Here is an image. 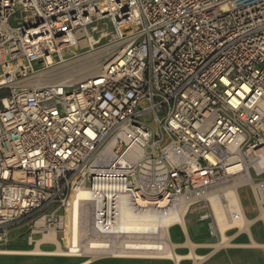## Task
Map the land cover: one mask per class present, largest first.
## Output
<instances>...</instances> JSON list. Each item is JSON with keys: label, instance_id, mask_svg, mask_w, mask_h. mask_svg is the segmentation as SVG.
Returning <instances> with one entry per match:
<instances>
[{"label": "built area", "instance_id": "2783aa9c", "mask_svg": "<svg viewBox=\"0 0 264 264\" xmlns=\"http://www.w3.org/2000/svg\"><path fill=\"white\" fill-rule=\"evenodd\" d=\"M98 22L112 57L41 83ZM244 186L264 204V0H0V245L24 225L64 240L81 191L71 254L144 251L128 208L187 204L222 241Z\"/></svg>", "mask_w": 264, "mask_h": 264}, {"label": "crops", "instance_id": "0c3cea01", "mask_svg": "<svg viewBox=\"0 0 264 264\" xmlns=\"http://www.w3.org/2000/svg\"><path fill=\"white\" fill-rule=\"evenodd\" d=\"M244 187H250V193L252 196L250 200H246L241 193V190L244 189ZM244 187L239 189V201L244 218L250 223L248 227H245V221H243L244 224H242L241 228L233 229L225 234L227 242H223V239L221 241L220 238L210 236L207 223L205 221H201L199 219V213H197V224L194 229V238L199 239L202 235H207V238L212 240V243H194L190 236L186 221L190 212L185 213L183 224H173L168 230V236L171 245H173V251L175 253H179L181 255V259L179 261L176 258V260H161H169L171 264H264V204L259 201L255 190L251 188V186ZM176 225H178L181 229L183 239L179 241H184L183 243L174 241L172 238L171 228ZM27 231L28 230L24 227L12 228L10 230L7 243L0 245V256L10 257L11 260L9 262L2 260L1 264H103L101 263L102 258L91 256L90 259H86L85 257H66L60 255L48 256L36 254V252L32 251L37 246L44 250H54L58 249L59 244H56L54 241L50 242L45 240V234L43 236L31 235L30 233H27ZM24 233H26V235H24ZM58 236L59 235L55 233L56 239L61 244L62 241L59 240ZM22 237H26L27 244L23 245L20 243ZM17 239L20 240L15 243L14 241ZM216 240L218 243H215ZM46 245H53L54 248H47ZM179 247H188L189 252L186 254L180 253L177 251V248ZM196 247H214V249L211 253L203 256L195 253ZM12 251L29 252L30 254L6 253ZM197 257H202V259H197Z\"/></svg>", "mask_w": 264, "mask_h": 264}, {"label": "bare ground", "instance_id": "6f19581e", "mask_svg": "<svg viewBox=\"0 0 264 264\" xmlns=\"http://www.w3.org/2000/svg\"><path fill=\"white\" fill-rule=\"evenodd\" d=\"M96 43H97V41L92 39V37L90 36L89 47L93 48L94 44H96ZM78 44L79 43L77 41L76 45H78ZM99 56H100V54H99ZM96 59H97V57H96ZM88 62H89V60H88ZM83 63H85V62H83ZM97 66H98V64H96V63L95 64L94 63L93 64H87V65H83V66L81 65L80 68L78 67L79 71L76 70V74L82 73L85 70H88L89 72L92 71L91 73H93L96 71L95 68ZM74 71L75 70H73V72ZM70 73L67 75L68 78H71L74 76V74H70ZM54 82H55V80H54ZM255 192H256V190H255ZM256 194H257V192H256ZM80 199L92 200V199H94V197H93V194L90 193L89 191H81L78 194L77 201L74 202V211H75L74 222L72 223V220H70V221L68 220V223H69L68 229H67V232L65 234V239L62 240L61 244L56 239L54 232L45 233L44 239L47 241H50V242L54 241V242H56V244L58 243L59 244L58 249L44 250V249H41L39 246H37V247H35V249L32 252H36V254H40V255H48V256L60 255V256H66V257H85L86 259L87 258L90 259V256L96 257V258L108 256L107 254H113V256H115V257H128V259H131V258L148 259V260H153V259H173V260H176V259H178V261L181 259V255L179 253H175L173 251V248H172L173 245H171V242H170V239L168 236V230H169V227L173 224H176V223H180L181 225L183 224L184 217H185L184 214L187 213V204H181L179 207L171 208V209L167 210L166 212H160V211L154 210V211H150L148 213H145L142 211H140L139 213H136L129 208L125 209L122 212V221H124L123 222V224H124L123 225V232L128 233L126 235L121 236L122 243L123 244H129V243L136 244L138 246L137 248L144 249V251H136V252L125 251V252H122V251H119L117 249H112V251H109V250H92V249L90 250L88 245H83V247L80 249V252H81L80 254H77V255L71 254L73 251H75L74 249H76V247L78 246L79 236H80V232H81V227H80L81 226V218L87 219V214H88L87 211L83 212L80 209V202H79ZM237 205L240 206V204H237ZM240 210L242 213V221H240L239 224L242 225V224H244L243 221H245V227H248L250 223H249V221L247 222L245 220L241 206H240ZM221 229H222V231H224V229H225L224 223L221 225ZM118 237L120 238V236H118ZM92 242H94V241H92ZM223 242H227L225 235H223ZM65 245H67L70 248V251L65 248ZM148 250H151V251H148ZM25 251H28V250H25ZM6 253H8V254H30L29 252H19V251H12V252H6ZM91 254H94V255H91ZM200 258L202 259V257H197V259H200ZM83 264H87V263H83Z\"/></svg>", "mask_w": 264, "mask_h": 264}, {"label": "rangeland", "instance_id": "374dc122", "mask_svg": "<svg viewBox=\"0 0 264 264\" xmlns=\"http://www.w3.org/2000/svg\"><path fill=\"white\" fill-rule=\"evenodd\" d=\"M95 25H97V29L96 30H90V28H89L88 33L90 36H93L94 39L96 41H98V43L95 44L93 46V48H91L88 46L87 40L82 38L80 40V43L77 46V48L76 47L70 48L69 50H67L64 53V56L61 60L59 58H56L54 60L55 62L53 64V66H50L49 68H46L42 71V76L44 78L42 77L41 83H50V82H54V80L58 81V80H62V79H67L68 78L67 75L70 72H71L70 74H74V76L69 78V79H71V80L80 79V78H82V77H84V76H86L92 72V71L89 72L88 70H85L82 73L76 74V70L79 71V68L81 67V65L83 66V65H87V64H93V63L95 64L96 63V64H98V66L95 68V70H98L108 59H110L112 57V55L120 48L121 44L118 42H115V41L113 42L111 39V35H109L107 33L108 30H111L109 27L110 26L109 23L103 24L102 22H98ZM93 52L94 53L96 52V53L94 54ZM98 53L100 54V56ZM96 57H97V59H96ZM88 60H89V62H88ZM83 62H85V63H83ZM73 70H75L74 71L75 73L73 72ZM241 193L246 200H250V198L252 197L251 193H250V187H247V188L244 187V189L241 190ZM197 213L198 212L193 210L187 216L186 221H187V225L189 228L190 236H191L194 243H212V240H209L207 238V235L206 236L202 235V237H200L199 239L194 238V229H195V226L197 224V219H196ZM17 227H24L25 229L28 230V226H25V225L24 226H17ZM17 227H14V228H17ZM27 233H29V231H27ZM171 233H172V238L174 241H178L179 243L184 242V241H179V240L183 239V235H182L181 229L178 225L171 228ZM24 235H26V233H24ZM58 238L60 241H62L61 234H59ZM18 240H20V239H17L16 241L13 240V241L15 243H17ZM20 243H22L23 245L27 244L26 237H22L20 240ZM215 243H218V241L216 240ZM46 247L47 248H54L53 245H46ZM241 248H243V247H241ZM213 249H214V247H196L195 253L197 255L205 256V255L211 253V251ZM177 251H179L180 253L186 254L189 252V248L188 247H179V248H177ZM104 257H106V258H104ZM97 258H102L101 263H103V264H105V263L106 264H171V262L169 260H161V259H153V260H148V259H113V258H108L107 256L97 257ZM2 260L9 262L11 260V258L0 256V264H1Z\"/></svg>", "mask_w": 264, "mask_h": 264}]
</instances>
